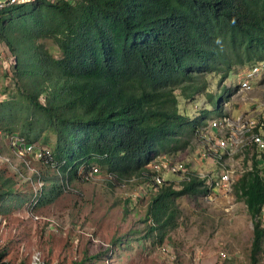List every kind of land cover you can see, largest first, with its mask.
<instances>
[{"label":"trees","instance_id":"1","mask_svg":"<svg viewBox=\"0 0 264 264\" xmlns=\"http://www.w3.org/2000/svg\"><path fill=\"white\" fill-rule=\"evenodd\" d=\"M0 43L15 57L0 131L29 143L52 134L51 163L68 181L96 166L150 185L155 158L185 149L188 134L222 115L209 79L264 65V0H35L0 11ZM177 91L184 99L204 94L214 108L192 118L180 111ZM177 179L165 177L147 209L159 242L175 226L178 197L210 193L199 175L180 180L179 189ZM15 185L0 169V209ZM235 191L259 216L264 169L244 173ZM253 224L256 262L264 227Z\"/></svg>","mask_w":264,"mask_h":264},{"label":"rangeland","instance_id":"2","mask_svg":"<svg viewBox=\"0 0 264 264\" xmlns=\"http://www.w3.org/2000/svg\"><path fill=\"white\" fill-rule=\"evenodd\" d=\"M1 47L9 51L4 43ZM209 81L208 91L214 98L222 96L218 99L223 112L235 117L242 113L254 115L257 106L264 107V65L260 63L235 66L229 77L220 80L214 76ZM244 81L250 84V89L240 86ZM13 90V81L0 64V101L9 99ZM177 94L180 111L192 118L214 108L204 94L192 99H184L179 91ZM211 120L206 119L208 123ZM210 132L208 126L201 125L198 134L187 135L190 143L185 149L167 156L183 162L193 175L218 173L212 158L202 159ZM13 141L0 131V169H5L16 181L15 193L0 209V251L4 252L1 262L218 264L220 252L225 251L228 258L224 264H264V244L256 262L250 257L253 222L260 220L259 216L250 215L235 188L228 194L217 191L178 197L175 226L159 242L158 234L150 232L146 221L154 193L145 186V179L133 175L119 181L100 169L90 179L83 176L68 181L46 160L20 153ZM54 141L52 134L43 133L35 144L37 148L51 150ZM255 153L253 146L246 147L236 160L247 166L253 163ZM148 169L151 171L150 166ZM166 179H177V174L167 172ZM181 183L176 180L177 189ZM34 197L39 201L33 206L30 202ZM20 199L24 201L21 203ZM165 245L172 248L174 259L160 250Z\"/></svg>","mask_w":264,"mask_h":264},{"label":"built area","instance_id":"3","mask_svg":"<svg viewBox=\"0 0 264 264\" xmlns=\"http://www.w3.org/2000/svg\"><path fill=\"white\" fill-rule=\"evenodd\" d=\"M35 0H0V11L12 5L31 3ZM0 64H2L5 75L10 78L12 68L15 64V57L10 51H5L0 43ZM240 86L244 89H250L251 86L246 81L241 82ZM223 112V111H222ZM208 127L211 132L208 136V146L202 154V159L212 158V161L218 166L219 172L201 173L199 176L205 178V186L209 188L210 193L221 192L228 194L235 188L239 177L244 173L257 170L262 172L264 169V107L257 106L256 114L233 116L232 113L223 112L221 116L210 121ZM255 127L258 130H255ZM15 148L20 153L33 154L35 158L46 160L51 163V151L47 149L37 148L35 143H29L24 137L11 136ZM253 146L256 149V163H250L244 166L236 160V156L243 152L246 147ZM160 157V156H159ZM155 158L151 162L152 177L151 184L147 188L154 187L152 193L158 190L166 177L167 172L177 173L180 180H190L193 176L192 171L187 170L185 164L179 161H173L171 157ZM224 159L231 160L225 163ZM209 162V161H208ZM52 164V163H51ZM99 172L98 167L94 166L84 175L86 179L96 176ZM37 196V195H36ZM35 200L36 203H32ZM30 202L31 205H37L39 198L34 197ZM259 219L262 227H264V203L261 207ZM160 250L174 259L172 248L165 245ZM218 264H224L227 260V252L221 251Z\"/></svg>","mask_w":264,"mask_h":264}]
</instances>
